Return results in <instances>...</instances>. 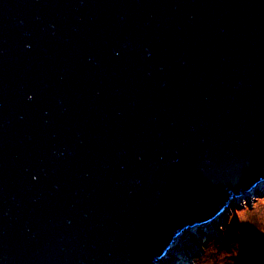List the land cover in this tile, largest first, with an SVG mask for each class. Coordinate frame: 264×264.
<instances>
[{"label": "water", "instance_id": "obj_1", "mask_svg": "<svg viewBox=\"0 0 264 264\" xmlns=\"http://www.w3.org/2000/svg\"><path fill=\"white\" fill-rule=\"evenodd\" d=\"M264 183V0H0V264H158Z\"/></svg>", "mask_w": 264, "mask_h": 264}, {"label": "rangeland", "instance_id": "obj_2", "mask_svg": "<svg viewBox=\"0 0 264 264\" xmlns=\"http://www.w3.org/2000/svg\"><path fill=\"white\" fill-rule=\"evenodd\" d=\"M257 188L234 200L212 224L184 231L182 240L171 246L163 264H247L256 251H264V238L254 232L264 230V185ZM226 230L233 233L226 235Z\"/></svg>", "mask_w": 264, "mask_h": 264}, {"label": "trees", "instance_id": "obj_3", "mask_svg": "<svg viewBox=\"0 0 264 264\" xmlns=\"http://www.w3.org/2000/svg\"><path fill=\"white\" fill-rule=\"evenodd\" d=\"M244 225V223H242ZM255 233H259L260 236L259 237H263L264 238V230H256L254 231ZM233 232H231L230 230H226L225 234L226 235H230ZM236 234V233H234ZM235 240H236V236H235ZM229 245V244H226ZM222 249L221 247H219V250ZM216 255L213 254V259L216 260ZM236 260V259H235ZM237 261V260H236ZM247 264H264V251L259 250L256 251L254 255H252L249 260L247 261Z\"/></svg>", "mask_w": 264, "mask_h": 264}, {"label": "bare ground", "instance_id": "obj_4", "mask_svg": "<svg viewBox=\"0 0 264 264\" xmlns=\"http://www.w3.org/2000/svg\"><path fill=\"white\" fill-rule=\"evenodd\" d=\"M263 185H264V183H263L262 185L258 186L257 189H262L261 187H263ZM235 200H237V199H235ZM220 217H221V216H220ZM220 217H219V218H220ZM205 226H206V225H205ZM199 230H200V229H199ZM194 231H196V230H194ZM180 240H182V237H181L180 239H178L176 243H178ZM176 246H177V245H176ZM176 246H174V247H175V248H174V249H175L174 252H177ZM171 254H172V252H171ZM165 260H166L165 257L159 259V260H158V264H163V262H164ZM183 260H185V259L183 258ZM180 261H182V259H181Z\"/></svg>", "mask_w": 264, "mask_h": 264}]
</instances>
